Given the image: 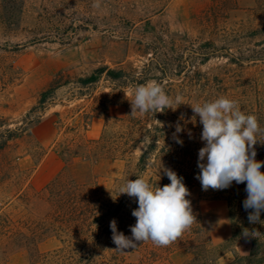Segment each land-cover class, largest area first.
<instances>
[{
    "label": "rangeland",
    "instance_id": "1",
    "mask_svg": "<svg viewBox=\"0 0 264 264\" xmlns=\"http://www.w3.org/2000/svg\"><path fill=\"white\" fill-rule=\"evenodd\" d=\"M204 52L213 56L201 65L198 53ZM183 56L199 61L196 68L206 79L186 87ZM101 68L124 71L125 77L113 81L107 72L97 74ZM92 76L98 81L85 84ZM138 79L157 81L169 96L181 95L183 104L167 115H130ZM219 97L236 101L242 111L264 104V0H0V144L10 139L0 150V264H28L25 252H3L19 232L44 233L39 250H62L69 259L52 264H188L194 258L188 237L225 246L231 238L227 205L198 190L187 198L200 225L170 246L149 240L116 251L110 229L115 219L117 230L130 237L136 223L132 211L138 204L118 196L120 186L137 177L159 181L153 169L139 171L144 136L138 120L147 127L160 122L174 142L179 124L176 136L183 142V113ZM103 135L109 139L103 151L114 159L91 151V141ZM67 151L90 167L78 182L65 170ZM181 164L183 155L171 166L178 170ZM73 193L85 198L77 207L85 206L83 224L71 216L68 227L54 230L61 227L57 198ZM235 249L240 256L250 253L245 242ZM223 251L215 264H236Z\"/></svg>",
    "mask_w": 264,
    "mask_h": 264
},
{
    "label": "clouds",
    "instance_id": "2",
    "mask_svg": "<svg viewBox=\"0 0 264 264\" xmlns=\"http://www.w3.org/2000/svg\"><path fill=\"white\" fill-rule=\"evenodd\" d=\"M131 96L132 116L138 113L155 115L172 109L174 104H183L181 95L169 96L157 81L135 86ZM191 107L202 125L200 140L204 146L198 150L199 173L195 177L202 190H225L233 182L245 184L247 195L243 208L248 213L249 224L264 225V220H261L264 212V172L261 168L264 161L256 159L255 149L260 142L257 136L264 134V129H261L257 117L245 114L236 101L226 97ZM181 131L182 127L177 124L176 133ZM176 133L173 134L174 139L182 144ZM161 171L170 181L163 187L142 177L128 179L119 187L118 196L126 194L135 198L138 207L132 211L136 223L130 226V237L117 230L115 219L110 222L112 241L116 245L114 250L125 252L149 240L158 247L170 246L197 222L191 200L187 198L191 193L184 178L170 168L162 166ZM242 235L256 238L264 233L252 227L244 228Z\"/></svg>",
    "mask_w": 264,
    "mask_h": 264
},
{
    "label": "trees",
    "instance_id": "3",
    "mask_svg": "<svg viewBox=\"0 0 264 264\" xmlns=\"http://www.w3.org/2000/svg\"><path fill=\"white\" fill-rule=\"evenodd\" d=\"M210 46V44H207ZM157 55H160L155 53ZM200 57V64H206L213 55L210 53H198ZM154 59V58H153ZM183 72H185V86L188 87L191 84L201 83L202 80L206 79L205 75L197 70L195 58L188 57L187 59L183 56ZM173 61H167V64L172 63ZM153 63V60H151ZM107 72V77L113 81L120 80L125 77L124 71H113L107 68H101L97 70V74L101 75ZM97 76H92L88 80H86L85 84L97 82ZM147 79H138L136 81V86L144 84ZM53 89L49 90L43 95L40 103H45V97L50 94ZM245 114L255 115L258 119V123L261 129H264V104H257L256 106L251 107L244 111ZM168 109L164 111L163 115H167ZM163 117V116H161ZM159 117V118H161ZM142 119V118H141ZM138 120V130L142 132L144 136V150L142 151L139 158V171L145 172L148 168L154 170V176L157 177V180L162 181L167 185L170 183L169 179L166 175L161 171L162 166L164 168H170L177 173L178 176L184 178V183L189 189V191L198 190L200 195L204 198H212L220 201H224L227 205L228 216L231 224V238L227 242L225 246L220 248H215L211 245L210 240L201 239L196 241L188 237L186 239L187 249L192 252L194 258L188 262V264H215L216 263V255L224 252L223 250H228L231 252L235 258L236 264H264V235H259L256 238L253 237H244L242 235V231L244 228H257L261 233H264V225H250L248 221V213L243 208V200L246 198L247 193L245 192V184H236L233 182L232 186L225 190H211L203 191L201 188V184L199 180L195 177L199 173V168L197 167L198 160V150L204 146L203 142L200 140V135L202 131V125L199 122V117L195 116L192 108L189 106L185 113H183V144L174 142L173 139L166 138V128L161 126L160 123L153 124L150 127H147L146 123H144V119ZM151 120V119H150ZM153 121V119H152ZM191 133V136L189 135ZM106 135V134H105ZM103 135L100 140L91 141V151H95L94 157L96 158H104V159H114L115 155L104 153V145H106L109 141L107 136ZM257 139L260 141L255 145V149L257 152L256 159L264 161V134H260L257 136ZM10 139H8L9 141ZM8 141H4L0 144V150L6 147ZM162 144V145H161ZM100 145H103L102 150H99ZM99 150V151H98ZM90 151V152H91ZM78 154V153H75ZM183 155V164H181L182 168L174 169L171 166V163L174 158L180 159ZM90 157V156H89ZM63 160L66 163V171L69 172L70 178L73 181L78 182L80 174L84 171L91 173L90 167L88 165L77 164L75 161V157L71 156V152L67 151L62 154ZM261 171L264 172V167L261 168ZM63 175V174H61ZM160 177V179H159ZM153 179V176H152ZM159 181L152 180L153 185L158 184ZM58 180H55L53 184L49 187L52 188L56 185ZM161 185V186H164ZM56 201L57 208L60 209L61 221L60 226L55 227L61 230L60 228L66 226L68 227V218L74 216L73 220L76 221V224H83L84 219L82 218L83 212L85 211V206H80L79 210L77 207L79 202H85L84 197L78 196L77 193H73V195H67L66 197L57 198ZM87 210V206H86ZM194 213V211H193ZM197 218V223L200 225L201 218L194 213ZM261 220H264V212L261 213ZM81 221V222H80ZM194 225V224H193ZM192 225V227H193ZM79 225L75 231L81 228ZM198 233L203 231L202 228H198ZM47 230V229H46ZM108 231V229H106ZM56 232V231H55ZM46 235L43 233L41 235H33L29 236L22 232L15 233L11 235L5 245L4 254L9 256L19 253L25 252L28 256V264H52L55 259H60L66 255H63L62 250L58 253H47L44 254L39 250V244L44 241ZM245 242L250 245V253L247 256H240L236 251L235 246L238 243ZM63 244H66L65 240H62ZM225 248V249H223ZM220 250L218 253H215L216 250ZM71 258V257H70ZM69 260V259H67ZM73 260V257H72Z\"/></svg>",
    "mask_w": 264,
    "mask_h": 264
}]
</instances>
